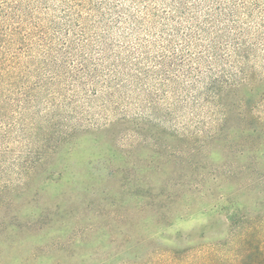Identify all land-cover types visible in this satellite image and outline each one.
I'll return each instance as SVG.
<instances>
[{
	"label": "rangeland",
	"instance_id": "1",
	"mask_svg": "<svg viewBox=\"0 0 264 264\" xmlns=\"http://www.w3.org/2000/svg\"><path fill=\"white\" fill-rule=\"evenodd\" d=\"M239 42L195 84L64 81L0 113V264L192 263L264 214V13Z\"/></svg>",
	"mask_w": 264,
	"mask_h": 264
},
{
	"label": "trees",
	"instance_id": "2",
	"mask_svg": "<svg viewBox=\"0 0 264 264\" xmlns=\"http://www.w3.org/2000/svg\"><path fill=\"white\" fill-rule=\"evenodd\" d=\"M54 1L0 0V113L16 103L24 113L42 92L48 109H55L57 85L64 81L95 87L96 96L152 77L195 84L213 75L223 56L249 54L239 38L264 13L260 0ZM150 59L153 67L145 69ZM225 78L216 74L210 87L230 83ZM237 216H227L224 242L192 263L173 258L169 264H264V214Z\"/></svg>",
	"mask_w": 264,
	"mask_h": 264
}]
</instances>
